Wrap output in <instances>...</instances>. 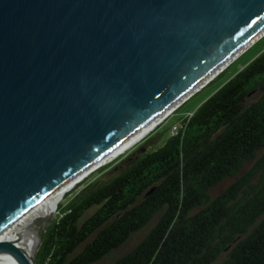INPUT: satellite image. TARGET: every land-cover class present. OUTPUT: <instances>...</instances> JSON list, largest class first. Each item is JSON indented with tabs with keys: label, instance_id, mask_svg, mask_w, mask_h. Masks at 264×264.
Returning <instances> with one entry per match:
<instances>
[{
	"label": "water",
	"instance_id": "1",
	"mask_svg": "<svg viewBox=\"0 0 264 264\" xmlns=\"http://www.w3.org/2000/svg\"><path fill=\"white\" fill-rule=\"evenodd\" d=\"M264 35V0H0V225L99 166ZM0 238V264H39ZM43 231V232H42Z\"/></svg>",
	"mask_w": 264,
	"mask_h": 264
},
{
	"label": "trees",
	"instance_id": "2",
	"mask_svg": "<svg viewBox=\"0 0 264 264\" xmlns=\"http://www.w3.org/2000/svg\"><path fill=\"white\" fill-rule=\"evenodd\" d=\"M143 149L60 208L39 264H264V50Z\"/></svg>",
	"mask_w": 264,
	"mask_h": 264
},
{
	"label": "rangeland",
	"instance_id": "3",
	"mask_svg": "<svg viewBox=\"0 0 264 264\" xmlns=\"http://www.w3.org/2000/svg\"><path fill=\"white\" fill-rule=\"evenodd\" d=\"M264 50V35H262L257 41L249 46L243 53H241L234 61L227 65L215 78L207 82L204 86L189 96L182 104H180L173 112L168 114L157 127H155L149 134L143 139L133 145L131 148L123 152L117 158L112 161L103 164L91 173L87 174L84 178L77 180L76 182L67 186L63 200L59 205L58 211L55 213V218L60 215V208L69 202L83 187L96 179L104 177L108 173L120 165V168H124L129 164V161H125L130 154L137 148H144L140 154L147 151L155 150L161 147L168 137L176 130L180 125L183 118L190 115L195 109L210 97L215 91H217L223 84H225L233 75L246 66L252 59H254L259 53ZM125 161V162H124ZM225 185V184H224ZM223 187V186H222ZM54 218V219H55ZM20 225V222H19ZM18 225V226H19ZM43 232V231H42ZM141 234H137L126 245V248L131 247L135 242L140 240ZM106 264V262H105Z\"/></svg>",
	"mask_w": 264,
	"mask_h": 264
},
{
	"label": "bare ground",
	"instance_id": "4",
	"mask_svg": "<svg viewBox=\"0 0 264 264\" xmlns=\"http://www.w3.org/2000/svg\"><path fill=\"white\" fill-rule=\"evenodd\" d=\"M220 72H218L215 76L210 78L207 82H209L213 78H215ZM204 85H202V86H204ZM178 106H175L174 108H172L169 111L165 112L161 117H159L154 122H152L150 125L146 126L141 131H139L136 135H134L131 139H129L126 143H124L116 151H114L110 156H108L102 163H100L99 166H101L103 164H106V163L112 161L113 159L117 158L123 152H125L126 150L131 148L133 145H135L137 142H139L141 139H143L155 127H157L158 124L164 118H166V116L168 114L173 112ZM99 166H96L95 168H97ZM95 168H93L90 171L86 172L83 176L79 177L78 179H76L75 181L71 182L70 184L76 182L79 179L84 178L87 174L91 173V171L94 170ZM70 184H68L67 186H69ZM67 186L55 190L54 192L50 193L49 195H47L42 200H40L39 202L35 203L34 205L29 207L25 211L21 212L20 214L14 216L13 218H11L8 221H6L5 223L1 224L0 225V238H16L17 237L16 229L20 225H24V224H27V223L32 225L35 222V219L38 216H40V215L53 213L54 216H55V213L58 211L59 205H60L61 201L64 198L65 190H66ZM19 222H20V225H19ZM39 232H40V226L39 225L38 226L37 225H32V229H31L30 234L27 235L23 239V241L20 242V244L25 248V250L28 253H30V254L33 253L34 250H35L36 240L38 238Z\"/></svg>",
	"mask_w": 264,
	"mask_h": 264
},
{
	"label": "flooded vegetation",
	"instance_id": "5",
	"mask_svg": "<svg viewBox=\"0 0 264 264\" xmlns=\"http://www.w3.org/2000/svg\"><path fill=\"white\" fill-rule=\"evenodd\" d=\"M137 149H138V148H137ZM137 149H135L132 153H135V151H136Z\"/></svg>",
	"mask_w": 264,
	"mask_h": 264
},
{
	"label": "built area",
	"instance_id": "6",
	"mask_svg": "<svg viewBox=\"0 0 264 264\" xmlns=\"http://www.w3.org/2000/svg\"><path fill=\"white\" fill-rule=\"evenodd\" d=\"M175 132V130L173 131V133Z\"/></svg>",
	"mask_w": 264,
	"mask_h": 264
}]
</instances>
